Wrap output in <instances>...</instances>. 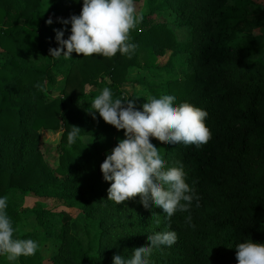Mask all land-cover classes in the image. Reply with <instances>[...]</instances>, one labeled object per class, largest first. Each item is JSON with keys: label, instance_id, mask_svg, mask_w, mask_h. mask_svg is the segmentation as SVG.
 <instances>
[{"label": "trees", "instance_id": "1", "mask_svg": "<svg viewBox=\"0 0 264 264\" xmlns=\"http://www.w3.org/2000/svg\"><path fill=\"white\" fill-rule=\"evenodd\" d=\"M229 1L135 0L136 9L141 3L143 9L130 32L134 52L112 57L74 52L65 59L50 55L60 47L54 29L65 27L58 18L79 15L83 0H0V46L10 55L0 63V196L8 197L14 237L39 243L35 255L15 264H44L41 248L49 239L60 242L53 264H113L114 255L130 258L135 248L150 244L149 235L169 224L178 240L155 249L151 264H238V243H264V52L255 38H240L241 29L255 22L246 14L255 1L239 0L237 7ZM170 11L178 16L175 24L156 22ZM181 26L191 29L190 40H179L174 30ZM185 57L188 73L178 78L176 61ZM160 73L169 76L161 85L142 76ZM59 75L61 91L50 97ZM138 85L150 96L175 93L177 103L188 101L209 113L212 138L200 148L153 139L168 165L183 163L187 182L196 188L199 206L193 201L190 210L194 228L185 220L188 212L168 220L154 203L146 208L139 195L122 204L107 200L110 183L100 166L125 130L98 112L93 119L88 110L95 96L87 88L98 95L108 87L114 99H135L139 108L146 98L130 91ZM73 126L81 128L83 139L69 147ZM42 131L61 134L53 165ZM19 196L52 197L80 210L86 217L83 234L73 235L60 214L39 209L32 212L35 231L22 235L26 211ZM0 264H9L6 255Z\"/></svg>", "mask_w": 264, "mask_h": 264}, {"label": "clouds", "instance_id": "2", "mask_svg": "<svg viewBox=\"0 0 264 264\" xmlns=\"http://www.w3.org/2000/svg\"><path fill=\"white\" fill-rule=\"evenodd\" d=\"M141 20L135 0H83L79 15L58 18L57 22L65 27L54 29L60 47L50 49V55H63L65 59L72 57L74 52L84 57L94 54L112 57L118 52L130 55L137 48L130 40V32ZM47 23L51 25L54 21L49 18ZM68 25H71L70 35L65 38ZM177 100L175 93L148 96L138 108L135 99H114L112 90L105 87L90 100L88 111L93 119L98 112L105 122L117 130H125V138L119 139L100 166L104 181L110 183L107 200L122 204L139 195L146 208H151L154 203L168 220L177 212H188L185 220L194 228L190 210L193 201L199 206L196 188L187 182L188 173L183 163L176 161L168 165L153 139L200 148L211 140L212 131L206 123L209 116L206 109L188 101L177 103ZM80 130L73 126L68 133L69 147L78 138L83 139ZM7 207L8 197L0 196V256L6 255L9 264H15L21 256L35 255L39 243L31 238L14 237L16 229L7 214ZM148 239L150 244L135 248L130 258L114 255L113 264H151L153 251L173 246L178 233L169 224L165 230L149 235ZM235 248L238 264H264V243L246 240Z\"/></svg>", "mask_w": 264, "mask_h": 264}, {"label": "rangeland", "instance_id": "3", "mask_svg": "<svg viewBox=\"0 0 264 264\" xmlns=\"http://www.w3.org/2000/svg\"><path fill=\"white\" fill-rule=\"evenodd\" d=\"M256 6H249L246 8L247 17L251 21H255L254 23L248 24L244 29L240 31V38L241 36L246 38H255L258 43L262 46L261 51L264 52V0H254ZM239 5V0H230L228 2V6L230 7H237ZM143 9V3L137 6V10ZM178 16L175 12L170 11L167 13H162L157 17V23H167V24H175ZM258 20V21H257ZM191 29L187 26H181L180 28L176 29L179 40L188 41L191 39ZM246 55V53H244ZM10 55L0 46V63H3L6 59H9ZM188 57H185L182 60L176 61V68H177V76L178 78L184 77L188 72L186 71L185 64ZM168 60V57H163L162 62ZM247 60H253L250 56L247 55ZM166 63V62H165ZM187 72V73H186ZM149 84L153 85H161L169 80V76L165 73L155 74V75H142ZM59 84L50 88L48 95L50 97H56L59 95L61 91V86L64 81L62 75L58 76ZM89 94L96 96L98 91L95 88L88 87L87 88ZM131 93L136 95L139 98H146L150 96L148 89L145 86L138 85L135 88L130 90ZM41 138L44 144L51 146L52 153L48 155L47 160L51 165H53L56 160L57 156L54 154L55 147L59 144L61 140V134L55 133L51 131H42ZM88 141V140H87ZM21 202V208L26 211V213L22 216V222L20 225L21 234L25 235L28 233H32L35 231V220L33 211L39 209H47L51 212L58 213L63 216V220L68 223L70 232L75 236H81L84 231V227L86 225V217H84V213L80 210L75 208H65L59 202H57L52 197H37V196H28V197H21L19 196ZM264 218V215H262ZM60 246V242L55 239H49L47 242L42 244L41 253L43 256V263L44 264H53V259L58 252V247Z\"/></svg>", "mask_w": 264, "mask_h": 264}]
</instances>
